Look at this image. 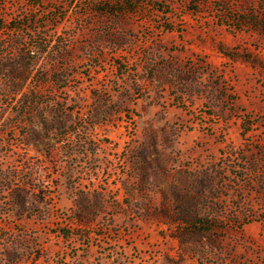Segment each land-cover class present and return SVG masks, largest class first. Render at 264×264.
<instances>
[{"label":"rangeland","instance_id":"obj_1","mask_svg":"<svg viewBox=\"0 0 264 264\" xmlns=\"http://www.w3.org/2000/svg\"><path fill=\"white\" fill-rule=\"evenodd\" d=\"M0 264H264V0H0Z\"/></svg>","mask_w":264,"mask_h":264},{"label":"trees","instance_id":"obj_2","mask_svg":"<svg viewBox=\"0 0 264 264\" xmlns=\"http://www.w3.org/2000/svg\"><path fill=\"white\" fill-rule=\"evenodd\" d=\"M15 44H16V43H15ZM17 44H18V43H17ZM37 51L40 52V53L42 52L39 48H37ZM32 93H33V92H32ZM34 93H35V92H34Z\"/></svg>","mask_w":264,"mask_h":264}]
</instances>
